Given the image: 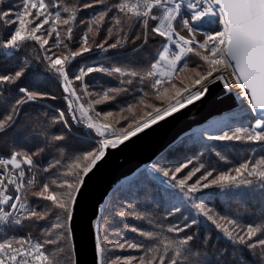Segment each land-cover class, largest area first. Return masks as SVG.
I'll return each instance as SVG.
<instances>
[{"label":"snow or ice","instance_id":"6c2138e0","mask_svg":"<svg viewBox=\"0 0 264 264\" xmlns=\"http://www.w3.org/2000/svg\"><path fill=\"white\" fill-rule=\"evenodd\" d=\"M5 3L6 0H0V5ZM97 5L104 7L94 13L90 20H79L86 31L78 38V49L73 50L70 45L77 42L73 29L78 22V13ZM105 25L107 38L102 43H96L95 36ZM0 26L5 32L4 37L0 38V48L18 50L31 41L46 53H51L45 55L44 59L48 62V68L61 78L67 102V114L59 112L52 121L53 125L62 124L70 128V123H75L101 138L98 148L74 157L71 163L63 165L65 170L62 172L58 171L61 166L58 159L46 167H40L37 157L41 156L44 148L31 152L13 150L7 157L0 156V264H59L57 256L64 252L60 245L71 236L77 194L84 184V178L105 156L106 150L124 144L174 113L200 101L209 91L207 83L221 80L225 82V87H229L223 75L226 69L232 70L236 84L243 90V96L248 98L252 111L257 113L259 110L258 118L248 127L224 125L228 130L221 127L220 134L208 135L207 139L264 144V0H115L113 3L86 0L79 6L75 3L64 5L60 0H20L15 11L11 5H8L7 10L0 8ZM134 27L143 30L135 39H143L145 44L149 38H161V48L155 61L143 73L121 67H69L77 57L92 52L93 44L95 48L107 51L127 43L128 33ZM205 28L212 30L201 31ZM115 36L119 38L109 43ZM50 40H54L51 45ZM61 46L64 52L57 54L52 51L54 47ZM190 55L202 63L189 67L187 58ZM94 72L131 77L121 80V84L130 85L136 79L142 84L150 81L153 90L151 99L146 102L142 98L138 105L129 106L120 113L106 112L101 119V113L96 111L95 106L115 100L116 96L128 89L118 87L90 92L84 80ZM180 73L191 75L180 78ZM23 76V69L12 74H0V93L8 91L6 86L15 85ZM76 82H80V91ZM193 88L196 90L192 91ZM18 92L20 98L5 100L9 106L0 110V134L15 127L22 105L48 98L47 93L38 89L20 87ZM149 96V93H144V97ZM153 101H159L160 104ZM141 106L150 111L137 118L134 108ZM124 112L130 115H124ZM116 115L129 121L126 128H117L111 122ZM39 135L45 138L46 144L51 143L57 148L61 147L58 142L65 140L62 134H52L49 139L46 130H41ZM216 155L224 159L219 152ZM54 169H57L55 178H47L43 182L38 179V174L49 173ZM214 171L207 170L204 163L192 159L172 168L153 165L151 172L159 174L153 179H159L163 186L160 189L161 199L170 205L165 218L182 213L185 209H191L192 213L182 216V225L172 223L166 228L160 225V232L132 227V232H138L151 243L147 246L129 241L114 244L115 249H135L143 254L117 256L107 264H201L202 259L205 264H250L248 256L264 264V219L259 223L245 224L237 218L218 213L202 202L204 196L208 195L204 190L214 187L223 192L241 185L250 187L254 181H258L259 187L264 189V155L250 158L231 171L215 175ZM29 196L35 200L30 202ZM56 209L60 212H56ZM117 215L153 223L148 214L136 211L134 207L129 211H119ZM53 216L56 223L42 232L43 239L8 234V230L23 227L25 221L37 223ZM198 217L210 222L216 231L223 234L231 244L230 251L220 252L215 260L209 261L201 257L192 245L195 239L193 235L179 236L193 226L200 225L202 221ZM99 224L97 220V232ZM165 231L179 238L169 237L164 234ZM54 232L55 239L52 238ZM96 240L100 264H105V246L99 235ZM49 245L55 247L49 249Z\"/></svg>","mask_w":264,"mask_h":264},{"label":"trees","instance_id":"16d2710c","mask_svg":"<svg viewBox=\"0 0 264 264\" xmlns=\"http://www.w3.org/2000/svg\"><path fill=\"white\" fill-rule=\"evenodd\" d=\"M84 2L86 0H60V3L64 5L75 3L79 6V4ZM107 2L113 3L115 0H107ZM19 4L20 0H6V3L0 5V8L7 10L8 5H11L12 10L15 11L19 7ZM103 7V5H97L91 9H83L78 13V22L73 29L74 35L77 37V42L70 45L73 50L78 49V38L86 31L84 24L79 23V20H90L93 14L99 12ZM50 10L55 11V9ZM62 15L67 14L62 13ZM109 15L111 16L112 13ZM106 29L107 25L102 27L100 33L95 36L96 43H102L107 38ZM142 31V29L134 27L128 33L129 41L127 43L116 49L107 51L106 55L109 56L110 62L106 68L121 67L126 70H136L141 73L148 69L157 57L161 38H149L145 44L143 39H135V36L139 35ZM4 35V29L0 26V38H3ZM120 35H123V33ZM118 38V36L113 37L109 43H114ZM49 43L50 45L53 44L54 40H50ZM92 46L93 51H100L95 48L94 44ZM52 51L60 54L65 49L63 46L60 48L54 47ZM6 52H10L9 49L0 48V74H12L15 71L23 69L24 76L15 85L6 86L8 91L0 93V110L9 106L5 103V100L15 101L17 98H20L21 94L18 92V88L20 87H27L34 90L38 89L41 92L47 93L48 98L29 102L21 106L22 110L15 127L4 134H0V152L10 155L13 150L31 152L44 148L45 150L41 156L37 157L40 167H46L48 163L58 159L61 161V166L58 167V171L62 172L65 170L63 165L71 163L74 157L98 148L96 141L98 136L82 125L70 123V128H65L62 124L53 125L52 123L59 112L64 111L67 114V102L65 100L66 94L61 86V78L48 68V62L44 59L45 55H50L51 53H46L38 44L31 41L27 42L20 49L11 52V55H5ZM88 60L89 56L85 53L83 56L77 57L69 67L79 69ZM187 62L189 67H194L197 63H202L197 57L191 55L187 58ZM124 79H131V77H121L118 75L105 76L99 72L85 77L86 86L94 91V93L108 88L119 87L128 89L127 92H122L116 96L115 100L99 104L96 107L98 111L120 112V110H124L129 106L138 105L142 98L146 102L151 99L153 90L150 87V81L142 84L136 79L130 85L121 84L120 81ZM77 88L80 91V85ZM145 92L149 93L150 96L144 97ZM153 102L157 105L160 104L159 101ZM144 111H150V109L143 108L142 106L134 108V113L136 114L137 112ZM126 115L130 114L126 113ZM246 116L250 120H254L252 113H248ZM239 117L240 115H235L230 119V122L232 121L233 123L229 124V122H226L224 125L241 127L242 123L240 121L242 118H240V121H237ZM224 125L221 126L223 130H228V127ZM221 127L215 128L216 135L220 134ZM41 130L47 131L49 139L52 134L65 135V140L58 142L61 147L57 148L51 143L46 144L45 138L39 135ZM204 130L206 133L195 132L185 138L183 137L168 147L160 155L162 159L159 163L160 166L172 168L185 162L187 160L186 158L196 157L199 160L198 163H204L207 170L214 169L215 175L220 172L231 171L239 166L240 163L250 158L255 159L259 158L260 155H264V144L240 141H210L206 136L207 134L209 135L207 129ZM210 135L212 134L210 133ZM217 152L224 159H220V156L216 155ZM56 171L57 169H54L49 173L38 174V179L43 182L47 178H55L54 174ZM68 179H71V177H68ZM161 187L163 186L160 182L153 179L149 173L139 171L132 178L123 181L112 191L107 200L100 223V238L102 244L105 246V264L117 256H140L143 254L142 251L135 249L121 250L113 248L114 244L124 241L142 243L145 246L151 243L144 237H141L138 232H132L130 230L132 227L144 231L160 232L162 231L160 225L164 226V228L172 223H180L182 225L184 222L182 216L192 213L191 209H185L182 213L165 218L170 205L161 199ZM204 192L208 193V195L204 196L202 202L207 203L209 207L214 208L218 213L237 218L245 224L259 223L264 219V189L259 187L258 181H254L250 187L241 185L239 188L231 187L223 190V192L221 189L214 187L206 189ZM213 193H219V195H212ZM197 195L199 196L200 194L198 193ZM34 200L35 198L29 196L30 202ZM133 207L136 211L148 214L149 219L153 223L150 224L148 220H137L131 216L120 217L117 215L119 211H129ZM55 211L60 212L59 209ZM198 219L202 221L200 225L193 226L187 232L180 233L179 236L193 235L195 239L192 241V245L197 249L201 257H206L211 261L215 260L220 252L231 250V244L223 234L216 231L210 222L203 221L201 217H198ZM53 223H56L54 216L49 220L39 221L37 223L25 221L20 230L30 233L40 240L44 238L41 235L42 232ZM164 234L172 238H179L175 234H170L166 231ZM52 238H56L55 232ZM47 247L53 249L55 246L49 245ZM60 247L64 249V252L57 256L59 264H73V262L75 264L71 236L67 241L62 242ZM69 252L71 256H69ZM247 259L250 261V264H259V261L253 260L251 256H248ZM201 264H205L203 259L201 260Z\"/></svg>","mask_w":264,"mask_h":264},{"label":"water","instance_id":"95a60500","mask_svg":"<svg viewBox=\"0 0 264 264\" xmlns=\"http://www.w3.org/2000/svg\"><path fill=\"white\" fill-rule=\"evenodd\" d=\"M208 89L200 101L174 113L124 144L107 149L105 156L84 178L71 222L75 264H100L101 258L96 247L99 230L97 232L95 223L101 220L104 204L119 184L152 163L184 134L237 105L234 95L227 93L220 81L212 82Z\"/></svg>","mask_w":264,"mask_h":264},{"label":"rangeland","instance_id":"374dc122","mask_svg":"<svg viewBox=\"0 0 264 264\" xmlns=\"http://www.w3.org/2000/svg\"><path fill=\"white\" fill-rule=\"evenodd\" d=\"M45 27H48V26H45ZM212 29L211 28H205V29H201V31H211ZM200 37H198V39H199ZM161 45V44H160ZM107 47V46H106ZM159 49H160V46H159ZM108 50H110V49H108ZM107 50V51H108ZM9 51H11L10 49H9ZM13 51H16V50H13ZM107 51H99V52H95V51H92V52H90V53H87V55L89 56V60L87 61V63L86 64H84L81 68H87V67H107L108 66V64H109V62H110V59H109V56L108 55H106V53H107ZM157 54H158V52H157ZM95 73V72H94ZM99 73H102L103 75H107L106 73H103V72H99ZM191 74L190 73H180V78H184L185 76H190ZM108 76V75H107ZM178 82V81H177ZM77 83V87H78V85H80V82H76ZM185 83L187 84L188 83V81L187 80H185ZM211 84V83H210ZM222 84V83H221ZM84 85H86V82H85V80H84ZM190 86V85H189ZM223 86V85H222ZM191 87V86H190ZM198 87V86H197ZM224 87V86H223ZM78 89V88H77ZM88 90L90 91V92H93L94 93V91H92V90H90L89 88H88ZM83 102V101H82ZM98 105H96L95 106V108L97 107ZM96 111L97 112H100L101 113V119H103V117H104V113H106V112H101V111H98L97 110V108H96ZM122 110H120V112H121ZM109 112V111H108ZM112 112V111H111ZM119 111L118 112H113V113H120ZM144 112H146V111H144ZM144 112H137V114H136V117L137 118H140V117H142L143 116V113ZM126 113L127 112H124L123 114L124 115H126ZM248 113H250L249 111H246V110H244V109H240V110H238V111H232V112H228V113H226V114H224V115H220V116H217V117H215V118H212L210 121H208L207 123H205L204 125H202L201 127H199V128H196V129H194V130H192V131H190V132H188V133H186V134H184L181 138H179L177 141H179L180 139H182L183 137L185 138V137H187V136H189V135H191V134H193V133H195V132H200V133H206V131L204 130V129H207V131H208V133H209V135H210V133L212 134V135H216V133L217 132H215L216 131V127H221L222 125H224L226 122H229V124L230 123H233L232 121L230 122V119H232V117H234L235 115H240V117H239V119L237 120V121H240V118H242V120L240 121V123H242V126H244V127H248V126H250V125H253L254 123H255V119H256V117L253 115V117H254V120H250L247 116H246V114H248ZM116 121H119V123H116ZM113 124H115V126L117 127V128H126L127 127V125H128V123H129V121H127V120H123V119H121V117H120V115H116L114 118H112V121H111ZM236 127V126H235ZM209 129H212V130H209ZM218 131V130H217ZM206 136H208V134L206 135ZM101 138L98 136L97 138H96V141H97V144H98V141L100 140ZM176 141V142H177ZM166 151V150H165ZM161 155V154H160ZM158 156L152 163H150V164H148V165H146L144 168H142L141 170H139V171H145V172H147V173H149L152 177H158L159 176V174H157V173H153V172H151V168H152V166L153 165H156L157 167H161L160 166V161H162V159H161V156ZM187 160H189V159H192V160H194V162H198L199 160L196 158V157H193V158H186ZM186 160V161H187ZM159 161V162H158ZM185 161V162H186ZM191 167V166H190ZM187 171V170H186ZM160 179H163L162 177L160 178ZM156 181H158V182H160V180L159 179H155ZM126 181V180H125ZM109 198V197H108ZM108 200V199H107ZM106 204H107V201H106V203L104 204V207H103V212H104V208H105V206H106ZM103 212H102V215H103ZM102 218V217H101ZM100 223H101V220H100ZM99 237H100V225H99ZM100 241H101V238H100Z\"/></svg>","mask_w":264,"mask_h":264},{"label":"built area","instance_id":"2783aa9c","mask_svg":"<svg viewBox=\"0 0 264 264\" xmlns=\"http://www.w3.org/2000/svg\"><path fill=\"white\" fill-rule=\"evenodd\" d=\"M160 48H161V46H160ZM11 51L13 52V50H11ZM223 75L226 77L227 84L229 85V87H225V82H224V81H221V80H219V81H220V82L222 83V85L224 86L226 92H230L231 89H234V88H235V86L237 87V90H238L240 93L242 92V89L239 87V85L236 84V77H235L234 75H232V70H231V69H228V71H224ZM228 75L230 76V81H229V79H228ZM231 81H232V83H233V86H230V84H229V82H231ZM211 83H212V82H211ZM198 87H199V86H198ZM198 87H197V88H198ZM207 87H208V86H207ZM195 90H196L195 88L192 89V91H195ZM237 90H236V93L238 92ZM233 91H234V90H233ZM185 95H187V93H185ZM0 156L7 157V156H9V155H6V154H3V153L0 152ZM20 229H21V227L16 228V229H14V230H8V234H9V235H16V236L31 235L30 233L23 232V231L20 230ZM31 236H33L36 240H38V238L35 237L34 235H31Z\"/></svg>","mask_w":264,"mask_h":264},{"label":"bare ground","instance_id":"6f19581e","mask_svg":"<svg viewBox=\"0 0 264 264\" xmlns=\"http://www.w3.org/2000/svg\"><path fill=\"white\" fill-rule=\"evenodd\" d=\"M225 71H228V69H226ZM228 79H229V81H230V76L228 75ZM216 81H219V80H216ZM211 83V82H210ZM210 83H207V86H209L210 85ZM229 84H230V86H233V83H232V81L231 82H229ZM234 90V91H233ZM236 90H237V87L235 86V88L234 89H231V91L230 92H227V93H231V94H233L234 95V97H235V99L234 100H236L238 103H237V105L235 106V108L233 109V110H231L230 112H232V111H238V110H240V109H246L247 111H249V112H251V113H254L253 111H252V109H251V105H250V103H249V101H248V98L247 97H245L244 98V96H243V92H239L238 90V92L236 93ZM226 93V94H227ZM205 97V96H204ZM243 98V99H242ZM198 105H201L200 103L198 104ZM187 108V107H186ZM183 110V109H182ZM192 112H194V111H192ZM256 114V113H255Z\"/></svg>","mask_w":264,"mask_h":264}]
</instances>
